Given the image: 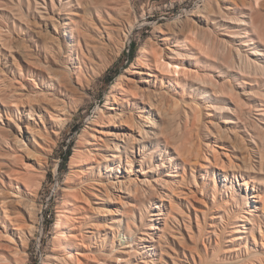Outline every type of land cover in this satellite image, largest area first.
<instances>
[{
  "label": "rangeland",
  "instance_id": "obj_1",
  "mask_svg": "<svg viewBox=\"0 0 264 264\" xmlns=\"http://www.w3.org/2000/svg\"><path fill=\"white\" fill-rule=\"evenodd\" d=\"M98 1L0 0V256L264 264V71L255 68L264 67V0ZM54 102L66 107L61 122ZM167 128L190 162L170 161L176 147L156 139ZM139 131L153 139L130 168L124 143H140ZM116 177L146 187L124 195Z\"/></svg>",
  "mask_w": 264,
  "mask_h": 264
},
{
  "label": "bare ground",
  "instance_id": "obj_2",
  "mask_svg": "<svg viewBox=\"0 0 264 264\" xmlns=\"http://www.w3.org/2000/svg\"><path fill=\"white\" fill-rule=\"evenodd\" d=\"M88 1V0H87ZM98 1V0H97ZM95 2V1H94ZM99 2V1H98ZM78 3V2H77ZM81 3V2H80ZM100 3V2H99ZM101 3H102V1H101ZM96 4V3H95ZM95 4H93V6L95 5ZM98 4V3H97ZM66 5V4H65ZM69 5H70V3H69ZM79 5V4H78ZM81 6V5H80ZM53 12V11H52ZM219 12V11H218ZM210 14H212V13H210ZM227 14V13H226ZM208 15V14H207ZM214 15V14H213ZM208 17V16H207ZM222 17V16H221ZM223 17H225V16H223ZM222 17V18H223ZM201 18H202V16H201ZM248 18V17H247ZM231 19V18H230ZM230 19H228L229 21H230ZM238 19V18H237ZM203 20V19H202ZM226 20V19H225ZM117 21H119V20H117ZM122 21H124V20H122ZM236 22L237 23H240V21L238 22L237 20L235 21V23L234 24H236ZM241 22H243V21H241ZM63 23V22H62ZM213 23V22H212ZM217 23V22H216ZM241 24V23H240ZM220 25V24H219ZM239 25V24H238ZM117 26V25H116ZM118 27V26H117ZM170 27H172V26H170ZM174 27V26H173ZM180 27V26H179ZM224 27V26H223ZM180 29V28H179ZM181 29H182V27H181ZM221 29V28H220ZM235 29V28H234ZM112 30H113V28H112ZM173 30V29H172ZM171 30V31H172ZM222 30V29H221ZM238 30V29H237ZM113 32V31H112ZM172 32H174V31H172ZM241 33V32H240ZM54 34V33H53ZM167 35V34H166ZM172 35H174L173 33H171V35L169 36V37H167V38H165L166 40H169L170 38H172L171 36ZM199 35V34H198ZM204 35V34H203ZM223 35H225V34H223ZM239 35H241V34H239ZM247 35V34H246ZM196 36V35H195ZM200 36V35H199ZM91 37V36H90ZM235 37V36H234ZM200 38V37H199ZM204 38V37H203ZM68 39V38H67ZM104 39V38H103ZM202 39V38H201ZM210 39V38H209ZM207 40V39H206ZM239 40H240V38H239ZM247 41V40H246ZM204 42V41H203ZM209 42H210V40H209ZM206 44H208V43H206ZM72 45V44H71ZM175 45V44H174ZM227 45V44H226ZM244 45H248L247 43H244ZM229 46V45H228ZM98 47V46H97ZM220 47V46H219ZM225 47V46H224ZM105 49V48H104ZM170 50H172V49H170ZM171 53L172 54H178V51L177 50H173V51H171ZM179 55H180V53H179ZM257 55H260L261 56V54H257ZM239 56H240V58L241 59H243V56H242V54H239ZM239 59V58H238ZM91 61V60H90ZM94 61V60H93ZM159 58H158V60L155 62V66H158L159 67ZM239 61V60H238ZM257 61V60H256ZM82 64L83 63H85L84 62V60L81 62ZM233 63V62H232ZM239 63L241 64V62L239 61ZM248 63V62H247ZM152 64V63H151ZM164 67H165V65H163ZM163 66L160 68V72H162V70L164 69L163 68ZM174 66V65H173ZM180 66V65H179ZM237 66V65H236ZM158 67H156V69L158 68ZM166 67H169V65L168 66H166ZM163 68V69H162ZM173 68V67H172ZM187 68V67H186ZM241 68V67H240ZM245 68H247V66L245 67ZM255 68H256V70L257 71H264V67H263V65H261V63H259V62H257L256 63V65H255ZM162 69V70H161ZM177 69V68H176ZM184 69V71L186 70L185 68H183ZM188 69V68H187ZM248 69V68H247ZM246 69V70H247ZM157 70H159V69H157ZM180 70H181V68H180ZM165 71V70H164ZM168 71V70H167ZM187 71V70H186ZM185 71V72H186ZM239 71V70H238ZM172 72L174 73V74H177L178 72H179V70L177 71V70H175L174 69V71L172 70ZM245 72V71H244ZM129 73V72H128ZM134 73H137V71H135ZM141 73V72H140ZM156 73V72H155ZM163 73V72H162ZM182 73V72H181ZM164 74H167V75H170L171 74V72H169V74L168 73H165L164 72ZM260 74V73H259ZM147 75H149V76H151V77H153V74H151V73H148ZM172 75V74H171ZM263 75V74H262ZM62 77V76H61ZM155 77V76H154ZM157 77V76H156ZM158 79V78H157ZM152 80V79H151ZM146 81V80H145ZM148 81V80H147ZM201 81V80H200ZM144 82V81H143ZM207 82V81H206ZM92 83V82H91ZM148 83V82H147ZM199 83V82H198ZM62 84V83H61ZM200 84V83H199ZM204 84V83H203ZM210 84V83H209ZM212 84V83H211ZM218 84V83H217ZM216 84V85H217ZM169 85V84H168ZM215 86V85H214ZM213 86V87H214ZM120 87H122V86H120ZM216 87V86H215ZM219 87V86H218ZM231 88V87H230ZM68 90V89H67ZM181 92V91H180ZM192 92V91H191ZM246 96V95H245ZM50 99V98H49ZM48 99V100H49ZM56 99V98H55ZM54 99V100H55ZM112 99H113V96H112ZM122 99V98H121ZM45 100V99H44ZM57 100V99H56ZM124 100V99H123ZM38 101V100H37ZM36 101V102H37ZM43 101V100H42ZM51 100H49V102H50ZM40 102V101H39ZM53 102V101H52ZM55 103V102H54ZM114 103H116L117 104V101L116 100H114ZM125 103V102H124ZM175 103V102H174ZM37 104V103H36ZM236 104V103H235ZM26 105V104H25ZM14 106V105H13ZM15 106H16V104H15ZM127 107V106H126ZM168 107V106H167ZM31 108V110H33V108L32 107H30ZM151 108V107H150ZM218 108H220V107H218ZM110 111H114L115 112V114L112 116V114H111V116L112 117H110V122H108V123H110L109 125H114V124H112V123H114V120H116V118H118V116H120V114L119 113H117L116 111V109H115V107H110V108H108ZM119 109V108H118ZM244 109V108H243ZM243 109L241 110V112L243 111ZM53 113H55V115H52V118H54L55 120H57L58 122L60 121V119H62V116L64 115V113L66 112V107H65V105H61V103L59 104V103H55V105H54V107H53ZM101 111V110H100ZM170 111V110H169ZM68 112V111H67ZM121 113V112H120ZM48 114H50L49 112H48ZM165 115V114H164ZM238 115H239V113H238ZM70 116V115H69ZM99 116V115H98ZM241 116H243V114L241 115ZM65 117V116H64ZM9 118V117H8ZM51 118V117H50ZM68 118V117H67ZM71 118V117H70ZM42 119V118H41ZM64 119V118H63ZM62 119V120H63ZM124 119H126V117L124 118ZM108 120V118L106 119V121ZM121 120V119H120ZM122 120H123V117H122ZM121 120V121H122ZM127 120V119H126ZM124 121V120H123ZM61 122V121H60ZM63 122H65V121H63ZM57 123V122H56ZM103 123V122H102ZM120 123V122H119ZM123 123V122H122ZM255 123V122H254ZM121 124V123H120ZM141 124V123H140ZM149 124H151V123H149ZM174 124V123H173ZM196 124V123H195ZM256 124V123H255ZM102 125V124H101ZM105 125V124H104ZM165 125V124H164ZM56 126V125H55ZM127 126V125H126ZM152 126V125H151ZM194 126V125H193ZM255 126V125H254ZM19 127V126H18ZM50 127V126H49ZM112 127H114V126H112ZM129 127V126H128ZM127 127V128H128ZM146 127V126H145ZM60 128V127H59ZM127 128H125V130L127 129ZM149 128V127H148ZM153 128V127H152ZM156 128H158V127H156ZM130 129V128H129ZM133 129H135L134 127H132V130ZM137 129H138V127H137ZM141 129V128H140ZM258 129V128H257ZM47 130V129H46ZM139 130V129H138ZM137 130V131H138ZM142 130V129H141ZM159 130V129H158ZM175 130V129H174ZM118 131V130H117ZM131 131V130H130ZM136 131V130H135ZM134 130H133V132H135ZM137 131H136V133H137ZM143 131V130H142ZM106 132V131H105ZM120 132H121V130H120ZM125 132V131H124ZM176 132H177V130H176ZM57 133H59L58 131H57ZM145 133V132H144ZM105 133L103 132V135H104ZM133 134V133H132ZM154 134V133H153ZM156 134V133H155ZM59 135V134H58ZM106 135V134H105ZM118 135H119V133H118ZM126 135V134H125ZM179 135V134H178ZM224 135H226V134H224ZM42 136V135H41ZM116 136V135H115ZM120 136V135H119ZM139 136L142 138L141 140L142 141H140V143H136V145H139L140 146V149H139V152H140V159L138 160L137 159V157H136V149H137V146L135 145V146H130V148L128 149V143L126 144V142L124 143L125 145H124V149H125V154H126V158H127V163H126V165L128 166V167H130L131 168V165L133 164V162L134 161H137V163L138 164H142V163H144V159L146 158V148H145V146H144V143L145 142H149L150 141V139H153V138H151L152 136H149L148 134L146 135V136H142V134L140 133V131H139ZM182 136V135H181ZM104 137H106V136H104ZM127 137V136H126ZM196 137V136H195ZM120 138V137H119ZM121 138H123V137H121ZM134 138V137H133ZM150 138V139H149ZM94 139V138H93ZM100 139H102V138H100ZM99 139V140H100ZM107 139V138H106ZM114 139V138H113ZM127 139V138H126ZM130 139V138H129ZM155 139V138H154ZM157 140H159V139H162L164 142H165V144L169 147V146H171V145H174L175 147H176V150H174V152L176 153V155H172L171 156V158H170V161H179V160H182L183 161V164L184 163H187V162H190V154L192 153V151L191 150H187L186 148H185V146H184V144L186 145L187 144V142L186 143H184V144H182V140L178 137L177 138V135L175 136L172 132H170L169 131V129L167 128V129H165V130H163V131H161L160 132V134H159V136L156 138ZM108 140V139H107ZM111 140V139H110ZM122 140V139H121ZM120 140V141H121ZM93 141V140H92ZM128 141V140H127ZM188 141V140H187ZM114 142V141H113ZM112 143V142H111ZM114 145V144H113ZM117 149V151H118V148L120 147L118 144L115 146ZM164 147V146H163ZM198 147V146H197ZM196 148V147H195ZM258 148V147H257ZM123 149V148H122ZM196 150H197V148H196ZM89 151V150H88ZM122 151V150H121ZM195 151V150H194ZM199 151V150H198ZM90 153H92V152H90ZM152 153V152H151ZM94 155V154H93ZM113 156V155H112ZM261 159V158H260ZM122 161V160H121ZM192 163V162H191ZM137 164V165H138ZM161 164V163H160ZM159 164V165H160ZM189 164V163H188ZM194 164V163H193ZM85 165V164H84ZM113 166H114V164H113ZM123 166V165H122ZM189 166V165H188ZM86 167V166H85ZM91 167V166H90ZM162 167H164V164H162ZM138 168V167H137ZM190 168H191V166H190ZM110 169V168H109ZM188 169V168H187ZM147 170V169H146ZM247 170V169H246ZM244 171V170H243ZM119 172H120V170H119ZM138 172H140V173H142L143 175L146 173V171L145 170H142V169H140ZM147 172H152V169L151 168H149L148 170H147ZM173 172V171H172ZM242 172V171H241ZM76 173V172H75ZM113 173V172H112ZM177 173V172H176ZM187 173V172H186ZM106 174V173H105ZM9 176H10V174H8ZM188 175V174H187ZM168 177H178L177 176V174H175V173H170V171H169V174L167 175ZM120 178L121 177H116V179L115 180H118L117 182H114L113 184H112V186H113V189L115 188L116 189V187L118 188V191H119V193H124V195L125 194H129V193H127V191H129V192H131L132 190L131 189H133L135 192L136 191H143V189H144V187H146V182H147V180H140L139 178H136V179H129V180H127V181H120ZM185 178V177H184ZM184 180H186V179H184ZM99 185V184H98ZM115 186V187H114ZM102 187H104V186H102ZM106 188V187H105ZM161 188V187H160ZM108 189V188H107ZM153 189V188H152ZM87 191V190H86ZM106 191V190H105ZM104 191V192H105ZM112 191V190H111ZM154 191V190H153ZM160 191V190H159ZM173 191V190H172ZM83 192V191H82ZM108 192V191H107ZM171 192V191H170ZM175 192V191H174ZM87 193V192H86ZM111 193V192H110ZM159 193V192H158ZM178 193V192H177ZM114 194V193H113ZM113 194H112V196H113ZM144 194V193H143ZM150 194V193H149ZM83 195V194H82ZM87 196H89V195H87ZM130 196V195H129ZM156 196V195H155ZM117 197V196H116ZM18 198V197H17ZM87 198V197H86ZM85 198V199H86ZM115 198V197H114ZM157 198V197H156ZM113 199V198H112ZM120 199H121V197H120ZM138 199V198H137ZM160 199V198H159ZM3 200V199H2ZM98 200V199H97ZM27 201V200H26ZM25 201V202H26ZM83 201H84V203H85V200L83 199ZM113 201V200H112ZM29 202V201H28ZM121 202V201H120ZM119 202V203H120ZM1 203V202H0ZM9 203V200L8 199H4L3 201H2V205L3 206H1V208H2V210H3V212L5 213V216H9L8 215V211H9V208H8V206H7V204ZM27 203V202H26ZM100 203V202H99ZM189 203V202H188ZM85 204H87V203H85ZM101 204V203H100ZM103 204V203H102ZM27 205V204H26ZM25 205V206H26ZM108 205V204H107ZM29 206V205H28ZM31 206V205H30ZM113 206V205H112ZM122 207H123V205H122ZM132 207V206H131ZM135 207H137V206H134V208ZM145 207H146V205H145ZM155 207V206H154ZM31 208V207H30ZM104 208V207H103ZM96 209H97V207H96ZM149 209V208H148ZM118 211V210H117ZM121 211V210H120ZM145 211L147 212V210L145 209ZM96 212V211H95ZM106 213V212H105ZM108 213V212H107ZM115 213V212H114ZM110 214V213H109ZM117 214V213H116ZM115 214V215H116ZM132 213H130V215H131ZM129 215V214H128ZM127 215V216H128ZM163 215H165V214H163L162 213V211H160V213H156V218H155V222L156 223H158V224H160L161 225V223L163 222V221H165L166 219H164V218H162V217H160V216H163ZM16 216V215H15ZM31 216V215H30ZM130 218H132V219H134V217H131V216H128V219H130ZM151 221V220H150ZM183 223V222H182ZM221 223V222H220ZM166 224V223H165ZM156 225V224H155ZM13 228V227H12ZM144 228V227H143ZM158 228V227H157ZM242 228H243V226H242ZM29 229V228H28ZM27 229V230H28ZM111 229V228H110ZM148 229V228H147ZM159 229V228H158ZM23 229H22V226H21V224L20 223H16L15 224V227H14V229H13V231H14V234H19L20 235V237H21V234H22V231ZM149 230V229H148ZM243 231V230H242ZM11 233V232H10ZM90 234H91V236H94L96 233H95V231H90L89 232ZM88 233V234H89ZM242 233H246L245 231L244 232H242ZM143 234V233H142ZM125 235H127V234H125ZM123 236V235H122ZM143 236H147V237H149L148 235H147V233H144L143 234ZM27 237V236H26ZM25 237V238H26ZM120 237V236H119ZM130 237V236H129ZM6 238V237H5ZM16 238V237H15ZM22 238V237H21ZM28 238V237H27ZM69 238V237H68ZM89 238H90V236H89ZM130 238H132V237H130ZM133 239V243H137L136 241H139V242H142V241H144V242H146V241H149L150 239H146V238H144V237H137V238H132ZM3 240H5V239H3ZM24 240H26V239H24ZM7 241H8V239H7ZM14 243V242H13ZM123 243V242H122ZM131 244V242L129 241L128 242V244ZM124 244V243H123ZM141 244H143V247H141V246H138V247H141V248H147L146 246H144V244L145 243H141ZM16 245V244H15ZM132 245V244H131ZM131 245H127V247H132ZM136 245V244H135ZM7 247H9V245L7 246ZM7 247L5 248V249H7ZM21 247V246H20ZM1 248V247H0ZM12 248V247H11ZM10 248V249H11ZM15 249V248H14ZM13 249V250H14ZM26 249V248H25ZM150 250V249H149ZM1 251V250H0ZM11 251H12V249H11ZM16 251V250H15ZM17 251H18V249H17ZM13 252V251H12ZM196 252V251H195ZM2 253V252H1ZM144 253V252H143ZM159 253V252H158ZM14 254H16V253H14ZM13 255V254H12ZM17 255H18V253H17ZM20 255V254H19ZM69 255V254H68ZM16 256V255H15ZM71 256V255H70ZM18 257V256H17ZM194 257V256H193ZM0 264H11V262H10V260L8 259V258H6L4 255H2V256H0ZM135 264V263H134Z\"/></svg>",
  "mask_w": 264,
  "mask_h": 264
},
{
  "label": "trees",
  "instance_id": "obj_3",
  "mask_svg": "<svg viewBox=\"0 0 264 264\" xmlns=\"http://www.w3.org/2000/svg\"><path fill=\"white\" fill-rule=\"evenodd\" d=\"M134 52H135V46L133 47L132 49V54L129 55V59L132 58V56L134 55ZM71 156V149L66 153V156H65V161L67 162L69 160V157Z\"/></svg>",
  "mask_w": 264,
  "mask_h": 264
}]
</instances>
